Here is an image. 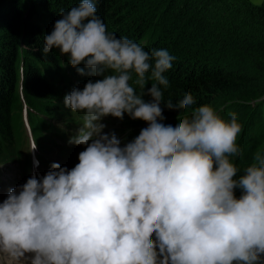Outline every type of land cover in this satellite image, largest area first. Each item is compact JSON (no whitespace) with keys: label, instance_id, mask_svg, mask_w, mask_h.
I'll return each mask as SVG.
<instances>
[{"label":"clouds","instance_id":"obj_1","mask_svg":"<svg viewBox=\"0 0 264 264\" xmlns=\"http://www.w3.org/2000/svg\"><path fill=\"white\" fill-rule=\"evenodd\" d=\"M43 42L45 56L58 50L98 79L64 97L84 114L69 139L84 146L79 162L52 163L0 202V264H264V154L238 176L236 114L225 120L202 105L164 124L162 103L175 111L196 103L190 93L163 102L175 58L109 32L93 0L61 11ZM150 70L155 83L145 90ZM125 114L147 127L122 143L102 121Z\"/></svg>","mask_w":264,"mask_h":264},{"label":"trees","instance_id":"obj_2","mask_svg":"<svg viewBox=\"0 0 264 264\" xmlns=\"http://www.w3.org/2000/svg\"><path fill=\"white\" fill-rule=\"evenodd\" d=\"M183 1L189 3L188 8H191L197 16L202 14V6L199 3L204 2L203 0ZM27 2H30L33 8V14L28 18L23 10V6ZM93 2L97 9V15L106 24L109 32L115 33L117 37H126L140 44L149 53L153 49H165L175 58L172 61V67L163 74L169 82L167 89L160 86L163 92V102L171 99L175 103L182 99L184 94L190 93L196 103L188 109L180 111L169 110L162 103L163 115L165 120L169 121L166 125L175 127L179 119L190 118L195 108L202 105H216L225 99L228 93L234 90L240 91L245 85L251 83V76L232 72L231 70L235 69L233 66L220 65L218 60H215L214 57L210 58L208 54L186 56L185 53L190 52L193 45L188 50L186 47L180 50L181 48L172 40L173 32L169 33L168 39L161 33L162 37L150 36L148 23L139 18L135 12L130 13L128 10H138L137 5L140 4H134L133 0H93ZM79 3L80 0H3L2 2L5 6L2 10L0 9V166L20 163L23 173L27 171L26 160L23 161L24 152L28 151L29 147L24 103L27 104L26 113L31 119L36 143L42 145V143L61 135L54 121L65 111L61 104V99H64L62 91L77 78L83 82L88 80L86 75L78 74L76 68L68 64L67 57L60 55L58 50L54 49L47 56L43 54V37L53 30L55 22L60 18L61 11L67 12L72 7L78 6ZM130 6H133V9ZM224 11L227 12V10L222 12ZM173 12L177 13L175 10ZM256 14L259 23L264 24V8H258ZM218 16L220 14L216 13L214 19ZM203 17L205 19L192 18L193 23H189L185 28L195 31L196 27H203L206 25L207 16ZM210 18L212 20V17ZM212 27L215 29L214 34H223L222 26L213 22ZM213 33L210 37H213ZM227 34L230 36L228 40L231 42L227 47L231 51L229 46L241 39L242 34L234 31ZM182 35L186 36V33L182 32ZM189 37L190 35L187 34V38ZM248 39H244V42ZM210 42L212 41L210 40ZM258 42L263 43H257L258 46H264V39H258ZM20 54L22 57L19 56ZM195 54L197 53L195 52ZM22 61L24 67L19 71L18 66ZM150 77L151 70L146 74L145 90L155 83ZM136 79L133 75L132 86L139 93L140 88L135 83ZM143 98L146 101L151 99L149 96ZM64 114L66 115V113ZM259 119L261 125L264 126V119L262 117ZM254 125L251 131L242 133L245 134L243 137L245 144L240 143L241 140L239 141L241 152L246 148L247 150L243 153L242 158H238L239 164H241L240 162L243 164L239 167L238 176L244 174V169L252 164V159H254L259 146L261 149L263 145V140L253 141L260 134L259 128H257L258 133H255ZM253 137L254 139H252ZM259 151L263 153L264 147ZM235 195L238 198L241 195V190L237 189Z\"/></svg>","mask_w":264,"mask_h":264},{"label":"rangeland","instance_id":"obj_3","mask_svg":"<svg viewBox=\"0 0 264 264\" xmlns=\"http://www.w3.org/2000/svg\"><path fill=\"white\" fill-rule=\"evenodd\" d=\"M133 1L134 4H140L137 5L138 10H128L130 13L135 12L139 18L144 19L145 22L148 23L150 36L162 37L160 35L161 33L168 39L169 33L173 32L174 36L172 40L181 48L180 50H183L185 47L188 50L189 47L193 45L190 52L188 51L185 53L186 56H200V53H203L202 55L208 54L210 58L214 57L215 60H218L220 65L233 66L235 69H232V72L236 74L245 73L252 77L251 83L245 85L240 91L234 90L228 93L225 99L216 105L210 106H212L225 120H230L231 113L236 114L238 123L242 125V131L237 138L239 147L240 143L245 144L243 138L245 134L242 133L251 131L252 126L255 124L254 131L258 133L257 128H259L260 134L256 139H254V137L252 139L257 142L263 140L262 148L260 149V146L258 148V150H262L264 147V126L261 125L259 117L264 119V46H258L257 43H259L258 39H264V24L259 23L258 19H256L258 17L256 13L258 8H264V0H203L204 2L199 3V5L202 6V14H198L199 16H197L191 8H188L189 3L183 0ZM2 2L3 0H0L1 10L5 6ZM257 2L259 6H256ZM130 8L133 9V6H130ZM181 8L182 10L179 11ZM23 10L25 11L26 18L33 14V8L30 2H27L26 5L23 6ZM174 10L177 11V13L174 14ZM223 10H227V12H222ZM216 13L220 14V16L214 19ZM34 16H36V14H34ZM203 16H207L206 25L203 27H196L195 31L185 28L189 23H193L192 18H204ZM210 17H212L213 21ZM213 22L216 25L222 26L223 34L213 33L215 30L212 27ZM230 31L242 34L241 39L229 46L231 51L227 47L228 44L231 43L228 40L230 36L227 34ZM182 32H185L186 36H183ZM212 33L213 37H210ZM187 34L190 35L189 38H187ZM246 38L249 39L244 42ZM210 40L212 42H210ZM237 46H239L238 49H236ZM195 52L197 54H195ZM19 56L22 57L21 54ZM23 67L24 62L22 61L19 63L18 70L20 71ZM167 122L169 121H163L165 124ZM140 124L147 127L144 121H140ZM241 137L242 139H240ZM240 140L241 142L239 143ZM244 144L242 146L243 148L245 146ZM246 150L247 148L244 149L243 152H240L239 156L231 158L232 162L238 168L242 164V162L239 164L238 158H242ZM262 154H264V152ZM253 162L254 159H252V163ZM20 171L21 169L18 163L11 165V171L8 169L0 170V202L5 199V191L8 186L7 181L16 180L14 177H17Z\"/></svg>","mask_w":264,"mask_h":264},{"label":"bare ground","instance_id":"obj_4","mask_svg":"<svg viewBox=\"0 0 264 264\" xmlns=\"http://www.w3.org/2000/svg\"><path fill=\"white\" fill-rule=\"evenodd\" d=\"M79 88V87H78ZM67 94H69V93H66L64 96H66Z\"/></svg>","mask_w":264,"mask_h":264}]
</instances>
